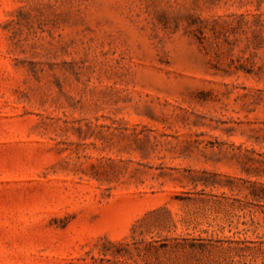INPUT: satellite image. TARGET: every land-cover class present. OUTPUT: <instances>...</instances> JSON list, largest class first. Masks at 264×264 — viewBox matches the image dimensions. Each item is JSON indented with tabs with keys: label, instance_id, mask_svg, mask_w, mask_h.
<instances>
[{
	"label": "rangeland",
	"instance_id": "rangeland-1",
	"mask_svg": "<svg viewBox=\"0 0 264 264\" xmlns=\"http://www.w3.org/2000/svg\"><path fill=\"white\" fill-rule=\"evenodd\" d=\"M0 264H264V0H0Z\"/></svg>",
	"mask_w": 264,
	"mask_h": 264
}]
</instances>
